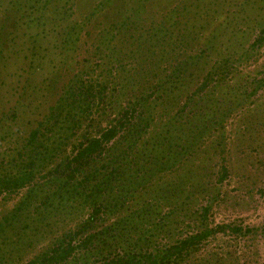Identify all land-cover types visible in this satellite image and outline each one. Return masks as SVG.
Listing matches in <instances>:
<instances>
[{
	"label": "trees",
	"instance_id": "16d2710c",
	"mask_svg": "<svg viewBox=\"0 0 264 264\" xmlns=\"http://www.w3.org/2000/svg\"><path fill=\"white\" fill-rule=\"evenodd\" d=\"M115 1L99 0L80 25ZM156 2L119 10L120 19L101 30L95 45L101 62L55 85L56 102L29 132L13 125L18 106L3 111L0 144L9 143L17 156L0 163V192L39 180L0 222V264H177L184 251L229 226L206 223L170 245L163 241L180 206L207 220L209 185L230 176L228 126L242 118V79L232 81V72L242 54H212L224 22L211 37L193 28L186 37L191 20L182 21L179 2L153 13ZM34 15L31 9L21 18L30 23ZM80 25L68 34H79ZM59 26L62 41L74 43ZM254 31L257 46L264 29ZM8 45L0 40V59ZM244 63H251L246 53ZM262 88L264 77H244V113L246 100ZM60 223L64 229L56 228ZM35 238L46 242L37 252Z\"/></svg>",
	"mask_w": 264,
	"mask_h": 264
},
{
	"label": "rangeland",
	"instance_id": "374dc122",
	"mask_svg": "<svg viewBox=\"0 0 264 264\" xmlns=\"http://www.w3.org/2000/svg\"><path fill=\"white\" fill-rule=\"evenodd\" d=\"M135 1L138 2L116 0L108 3L82 26L80 21L91 14L99 0H0V40L9 42L5 56L0 59V117L3 111L10 113L18 106L16 121L19 123L16 125L14 121L13 125L20 126L24 133L29 132L56 102L59 85L67 83L74 74L90 71L98 60L101 62L102 57L94 58L101 30L110 29L113 21L120 19L118 16L122 12L119 10L127 9ZM156 1L154 5L147 4L148 9L153 5L154 10H150L153 13L165 11L179 2L182 21L191 20L183 28L186 37L191 28L196 31L194 35L203 29L209 35L219 21L224 22L225 28L218 33L212 54H242V0ZM31 9L36 19L28 23L21 15ZM150 11L146 12L148 17H151ZM217 14H220L218 21L210 25ZM38 17L41 18L38 20ZM76 21L80 25L79 34L69 35ZM60 24L68 28L67 36H72L74 43L62 41V32L58 35ZM256 26L258 31L264 29V0H244V53L251 59L250 64L244 63L247 79L257 74L259 78L264 77V37L257 46L253 45L258 33L254 31ZM13 39L17 41L15 46ZM117 45L124 47L120 41ZM128 49L122 52L124 58ZM124 61L127 64L132 59ZM203 63L201 66L206 67ZM237 69L232 72V81L242 79V64L237 63ZM100 70L101 67L95 72ZM260 92L246 100L244 113V264H264V232L260 229L264 222V88ZM10 117L6 128H10ZM228 127L230 138L224 155L230 176L222 184L216 181L209 185L206 196L212 208L207 220L200 217V213L180 206L179 216L172 215L168 220L163 241L170 245L206 223L213 227L229 226L184 251L177 264H242V118L234 117ZM0 151V163H10L13 156H17L7 142H1ZM34 182L15 191L0 192V222L4 216L11 215ZM202 196L198 194L197 199L193 198L194 205L201 202ZM19 225L14 222L12 227ZM236 227L241 230H235ZM56 228L64 229L65 224L60 223ZM15 234L9 233L10 236ZM35 239L38 243L33 250L37 252L46 242Z\"/></svg>",
	"mask_w": 264,
	"mask_h": 264
},
{
	"label": "built area",
	"instance_id": "2783aa9c",
	"mask_svg": "<svg viewBox=\"0 0 264 264\" xmlns=\"http://www.w3.org/2000/svg\"><path fill=\"white\" fill-rule=\"evenodd\" d=\"M190 232H192V231H190Z\"/></svg>",
	"mask_w": 264,
	"mask_h": 264
}]
</instances>
